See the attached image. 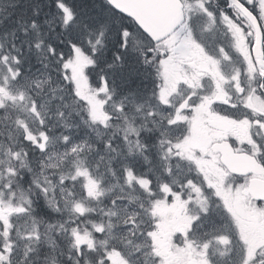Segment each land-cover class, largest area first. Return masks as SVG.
<instances>
[{
  "label": "snow or ice",
  "instance_id": "snow-or-ice-1",
  "mask_svg": "<svg viewBox=\"0 0 264 264\" xmlns=\"http://www.w3.org/2000/svg\"><path fill=\"white\" fill-rule=\"evenodd\" d=\"M0 264H264V0H0Z\"/></svg>",
  "mask_w": 264,
  "mask_h": 264
}]
</instances>
